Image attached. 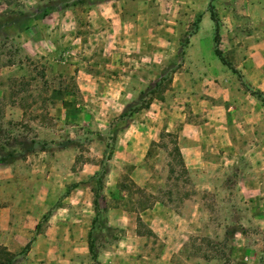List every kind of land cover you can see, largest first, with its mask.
I'll use <instances>...</instances> for the list:
<instances>
[{"label": "rangeland", "instance_id": "obj_1", "mask_svg": "<svg viewBox=\"0 0 264 264\" xmlns=\"http://www.w3.org/2000/svg\"><path fill=\"white\" fill-rule=\"evenodd\" d=\"M210 1L239 76L213 54L209 0H0V154H13L0 168L13 166L40 233L49 220L88 225L114 264H264V106L246 91L264 93V0ZM227 88L252 119L225 117ZM180 130L209 160L195 179L172 151ZM97 171L101 206L125 226L142 214L136 246L91 223ZM58 236L37 246L48 264H93L78 245L69 257L62 240L76 232Z\"/></svg>", "mask_w": 264, "mask_h": 264}, {"label": "crops", "instance_id": "obj_2", "mask_svg": "<svg viewBox=\"0 0 264 264\" xmlns=\"http://www.w3.org/2000/svg\"><path fill=\"white\" fill-rule=\"evenodd\" d=\"M25 48L28 52L34 53V45L26 46ZM236 92L237 96L233 94L231 89H225V100H217V103L220 104L219 108H221L223 113H225L226 118H230V116H236L243 111L242 114L246 121L248 118L252 119L253 112L248 111L246 105L242 104V97H238V91L236 90ZM222 118L224 119V117ZM222 118L219 117L218 119L221 120ZM182 132V130L179 131L177 135L178 143L176 141V144L179 148L186 172L191 178L195 179V175L198 173L197 167L207 165V163H209V160L200 157L201 146L193 140L195 133L190 132L191 140H187L184 138ZM155 139L156 138L154 136L150 137V140L152 141H154ZM140 147L142 148V146ZM132 171L134 175L139 179V181H136L135 179L132 180L134 183L144 182V177H142L140 168L137 166V163H135L134 167H132ZM14 180H16V177L13 166H2V168H0V246L4 247L5 250L10 253H17L25 244L29 243L28 250L26 251L24 257L21 258L19 262L17 261L16 264H48L49 261L46 262L43 257V253L39 252L40 250L37 246H44L45 244H47L48 246H55L57 243H59L57 237H59L58 232L61 231L77 233L78 242H76L75 237H63L62 241L64 243V246L70 248L69 257H73L75 255V248L78 245L81 250H83V252L80 251V253H83L81 257L86 259V253L88 252V225L84 226L80 223L68 224L55 221L51 222L49 220L41 233L40 229L36 232L35 226L37 224L39 213L33 210H31L29 213H25V208H23L19 203V200L21 198V189L19 188V186L17 187L18 189H16ZM194 181H198V179ZM71 188L73 189H69L70 191L63 195L64 201H70L73 193L72 191L74 190V188H76V185ZM131 213H133L135 222L133 221L132 223H129L127 226H125L122 222L123 219H125L123 213L116 212L115 209L110 210L109 208H106L104 212L105 225L121 230L120 236L112 238L114 244H116V247L120 244L127 249L128 247L133 245L132 243L135 242L136 246L139 242L138 239L140 238V235L137 230L138 226L136 218L137 216L140 218L142 214L139 212L137 213L136 211H132L125 215L130 217ZM29 215H32V222L29 221ZM111 215H113V217L112 221L110 222L109 219ZM51 233H53L52 236H50ZM116 253L117 249L113 247H103L98 249L96 257L97 264H114L113 259ZM65 254H67L66 251ZM51 259L52 261H55L54 255Z\"/></svg>", "mask_w": 264, "mask_h": 264}, {"label": "trees", "instance_id": "obj_3", "mask_svg": "<svg viewBox=\"0 0 264 264\" xmlns=\"http://www.w3.org/2000/svg\"><path fill=\"white\" fill-rule=\"evenodd\" d=\"M208 12H209V17L210 19L213 21V36H212V44H213V54L215 55V57L225 66H227L232 72L236 73L238 76V72L237 70L233 67L230 66L224 59L218 44H219V34H218V20L217 17L215 15L213 6L211 1L209 0L208 2ZM162 81V79L159 78V80L155 83L154 87L158 88L160 85V82ZM153 87V88H154ZM246 91L252 95L253 97H255L263 106H264V93L259 91V90H252V89H247ZM148 105V102H145L143 104V106H139L136 107L135 109H141L142 107H146ZM173 146H172V151L174 152L175 156L178 158V161L181 165V167L183 168L184 172H186L183 162H182V158H181V154L179 151V148L176 144V141L173 140ZM26 151H30V148L27 149ZM12 152L9 151L5 154H0V164H9L12 161ZM111 153L108 154V157H110ZM103 171H97L95 172V175L93 177V181H92V188L91 191L93 193V198H92V207H93V218L91 220V223L94 225L95 223H100V225L102 227H104L105 229L109 230V231H114L117 232V234L119 235L121 233V230L114 228V227H109L107 225H105V219H104V212L106 210L107 207L105 206H101L100 205V200L103 199V196L101 194V188L103 186ZM129 183L132 186H135V183L132 180H129ZM75 185H72L71 187H74ZM137 188V186H135ZM70 188H66L63 195H65ZM139 192H142L141 189L138 188ZM149 207V203L147 204H142L140 210H143L145 208ZM49 212H46L45 214L42 215L41 219L42 221H45L48 217ZM137 223H140V218L137 216L136 218ZM102 223V224H101ZM39 230V224L37 223L35 226V231L37 232ZM117 236H114L113 238H115ZM29 247V243L25 244L17 253H10L8 251L5 250L4 247L0 246V264H14L19 257L23 256L26 251L28 250ZM87 251L90 257V260L93 262V264H97V251H98V247L95 246L93 240L90 237V232H88L87 235Z\"/></svg>", "mask_w": 264, "mask_h": 264}]
</instances>
